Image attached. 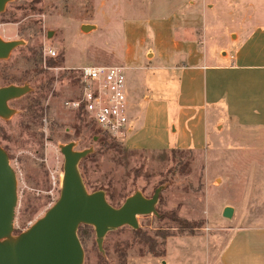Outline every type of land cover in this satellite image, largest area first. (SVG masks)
Listing matches in <instances>:
<instances>
[{"label":"rangeland","instance_id":"rangeland-1","mask_svg":"<svg viewBox=\"0 0 264 264\" xmlns=\"http://www.w3.org/2000/svg\"><path fill=\"white\" fill-rule=\"evenodd\" d=\"M177 10L190 16L191 33L208 50L228 51L238 36L264 27V0H11L7 4L0 15V36L24 43L0 61V87L31 88L9 103L15 110L9 119L0 117V146L17 175L14 236L30 229L59 200L65 164L60 148L75 143L77 151L93 149L79 166L88 191H109L115 207L137 191L151 198L162 187L158 215L139 216V229L124 226L109 232L102 251L95 228L83 225L79 231L83 264H143V258L155 256L147 238L156 241L158 256L168 250L175 264H184L176 259L202 252L196 242L180 236L201 241L217 262L238 228L252 227L244 234L264 238V142L235 138L230 127H221L203 151L133 149L141 152L127 157L126 142L104 134L87 116L66 107V101L77 95L80 67L113 65L126 69L128 81L131 77L130 108L139 109V95L147 96L155 86L161 89L166 78L157 68L152 23ZM195 15L200 17L198 23ZM83 26L92 28L86 32ZM160 48L158 52H163L164 46ZM52 51L54 58L48 56ZM227 207L237 208L232 218L223 216ZM165 233L170 236L165 238ZM260 242L258 249L264 255V240Z\"/></svg>","mask_w":264,"mask_h":264},{"label":"crops","instance_id":"crops-1","mask_svg":"<svg viewBox=\"0 0 264 264\" xmlns=\"http://www.w3.org/2000/svg\"><path fill=\"white\" fill-rule=\"evenodd\" d=\"M197 16L193 17L194 23L200 21ZM190 19L187 13L182 15L177 10L163 21L152 23L157 68L164 70L166 78L161 89L155 86L147 96L145 92L139 95L140 108L131 111L134 130L126 141L129 149L203 151L221 127H230L235 138L252 137L264 142V27L238 36L228 51L208 50L191 33L194 27H188ZM130 81L131 77V99ZM233 209L237 211L236 207ZM251 228H238L217 262L213 261L210 248L200 246L201 241L180 236L196 242L202 253L181 256L176 261L259 264L264 261L260 253L263 250L258 249L264 238L244 234ZM142 262L175 264L168 250L163 256H150Z\"/></svg>","mask_w":264,"mask_h":264},{"label":"water","instance_id":"water-1","mask_svg":"<svg viewBox=\"0 0 264 264\" xmlns=\"http://www.w3.org/2000/svg\"><path fill=\"white\" fill-rule=\"evenodd\" d=\"M10 1L0 0V15ZM91 28L83 26V31H90ZM23 43L4 41L0 36V61L9 59ZM30 91L28 85L1 87L0 117L9 119L15 113L9 103ZM60 149L65 164L59 200L30 229L14 236L17 175L8 153L0 146V264H83L85 253L78 234L81 225L95 228L96 243L102 251L109 232L124 226L139 229V216L158 215L157 204L162 187L156 189L151 198L137 191L121 207H114L104 191H88L79 169L81 161L92 154L93 149L77 151L75 143ZM233 213V207H227L223 216L232 218Z\"/></svg>","mask_w":264,"mask_h":264},{"label":"built area","instance_id":"built-area-1","mask_svg":"<svg viewBox=\"0 0 264 264\" xmlns=\"http://www.w3.org/2000/svg\"><path fill=\"white\" fill-rule=\"evenodd\" d=\"M48 56L56 57L52 51ZM69 111L87 116L104 134L126 142L133 133L126 69L90 65L78 69L77 95L66 101Z\"/></svg>","mask_w":264,"mask_h":264},{"label":"trees","instance_id":"trees-1","mask_svg":"<svg viewBox=\"0 0 264 264\" xmlns=\"http://www.w3.org/2000/svg\"><path fill=\"white\" fill-rule=\"evenodd\" d=\"M0 78H1V76H0ZM11 85H14V84H6V85H4V86H2V87H7V86H11ZM16 86V85H15ZM25 86V85H24ZM1 88V87H0ZM33 113H34V115H35V117L36 118H41V115H38L37 114V112L36 111H33ZM167 150H163L162 152H166ZM138 152H141V151H138V150H132V149H129V148H127L126 147V149H125V153L127 154L126 156L128 157V156H132V155H135V154H137ZM143 152H145V151H143ZM147 152V151H146ZM85 184H86V182H85ZM103 188H100V190L99 191H101ZM103 191V190H102ZM105 193H106V197H108L107 198V200L109 201V203L111 204V205H113L114 206V204H113V202L115 201V197H114V195L113 194H110L109 193V191H104ZM136 193V192H135ZM115 207V206H114ZM121 207V206H120ZM175 220V219H174ZM181 225L182 224H187L185 221H182V220H178V219H176ZM83 225H81L80 227H79V231L81 230V227H82ZM79 231H78V234H79ZM138 233H140V231H137ZM165 238H167L168 236H170V234L169 233H165ZM80 238V237H79ZM81 240V239H80ZM149 244H150V251H151V253L152 254H154L155 256H158L157 255V248H156V245H157V243H156V241L155 240H153V239H151V238H147V239H145ZM82 242V241H81Z\"/></svg>","mask_w":264,"mask_h":264}]
</instances>
